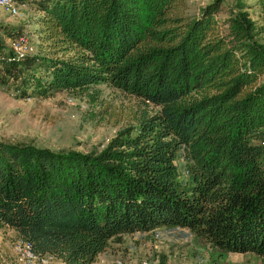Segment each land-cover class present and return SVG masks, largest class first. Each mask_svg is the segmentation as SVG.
I'll list each match as a JSON object with an SVG mask.
<instances>
[{"label":"trees","instance_id":"trees-1","mask_svg":"<svg viewBox=\"0 0 264 264\" xmlns=\"http://www.w3.org/2000/svg\"><path fill=\"white\" fill-rule=\"evenodd\" d=\"M36 7L24 87L100 104L106 83L136 108L100 150L0 139V225L62 264H92L120 234L175 228L264 258V29L250 6L210 0L192 16L184 0ZM11 35L21 32L0 22V54ZM181 150L192 162L183 180Z\"/></svg>","mask_w":264,"mask_h":264},{"label":"rangeland","instance_id":"rangeland-1","mask_svg":"<svg viewBox=\"0 0 264 264\" xmlns=\"http://www.w3.org/2000/svg\"><path fill=\"white\" fill-rule=\"evenodd\" d=\"M210 0H184L182 12L195 15ZM234 0H225L232 5ZM249 13L264 29V0H242ZM38 0H19L16 15L0 7V22L17 28L31 45L37 44L34 22L39 14ZM13 36H6V48L0 54V139L12 143H29L54 151L76 149L100 150L120 129L131 123L136 98L106 83L100 89V104L86 96L67 91L39 92L25 88L24 59L20 65L8 64ZM104 109V110H103ZM264 144V139L262 141ZM191 161L184 151L176 157L180 179L188 178ZM10 229V228H9ZM8 227L0 225V245L5 244L6 257L12 259V241L17 237ZM107 252L97 257L100 264H264V258L252 253H221L202 238L178 228L120 234L109 241ZM109 262V263H107ZM12 263V262H11ZM49 264H62L53 259ZM93 264V263H92Z\"/></svg>","mask_w":264,"mask_h":264},{"label":"built area","instance_id":"built-area-1","mask_svg":"<svg viewBox=\"0 0 264 264\" xmlns=\"http://www.w3.org/2000/svg\"><path fill=\"white\" fill-rule=\"evenodd\" d=\"M19 0H0V7L6 10L8 13L16 15L18 10ZM13 54L8 57L10 61L19 60L21 56L26 53H34L35 45L30 44V40L25 34L19 35L13 39L10 44ZM13 255L18 264H49L53 259L52 255L38 256L32 249L29 241L23 237L17 236L11 244ZM115 264H121L120 261H116ZM139 264H150L147 260L141 261Z\"/></svg>","mask_w":264,"mask_h":264},{"label":"crops","instance_id":"crops-1","mask_svg":"<svg viewBox=\"0 0 264 264\" xmlns=\"http://www.w3.org/2000/svg\"><path fill=\"white\" fill-rule=\"evenodd\" d=\"M9 229V228H8ZM9 230H11L12 232H14V234H15V236L17 235V233L14 231V230H12V229H9ZM181 230H184V229H181ZM10 247H11V245H10ZM5 248H6V245L5 244H2V245H0V264H18L17 262H16V259H15V257H14V255H13V252H12V249H11V255H12V259H8L6 256V254H5V252L6 251H4L5 250ZM105 252H107V251H105ZM105 252H103V253H105ZM103 253H101V254H103ZM100 254V255H101ZM99 255V256H100ZM12 262V263H11ZM61 262V261H60ZM107 263H109V262H107ZM93 264H99V263H97L96 262V260L93 262ZM100 264H104L103 263V260H101V262H100Z\"/></svg>","mask_w":264,"mask_h":264}]
</instances>
